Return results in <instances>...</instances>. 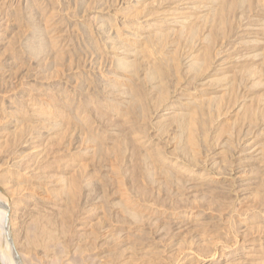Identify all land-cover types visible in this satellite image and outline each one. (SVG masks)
<instances>
[{
    "label": "rangeland",
    "instance_id": "rangeland-1",
    "mask_svg": "<svg viewBox=\"0 0 264 264\" xmlns=\"http://www.w3.org/2000/svg\"><path fill=\"white\" fill-rule=\"evenodd\" d=\"M0 207L20 264H264V0H0Z\"/></svg>",
    "mask_w": 264,
    "mask_h": 264
},
{
    "label": "bare ground",
    "instance_id": "bare-ground-1",
    "mask_svg": "<svg viewBox=\"0 0 264 264\" xmlns=\"http://www.w3.org/2000/svg\"><path fill=\"white\" fill-rule=\"evenodd\" d=\"M4 207H6V206H4ZM4 207H0V217H3V218H1V220H0V223H1V228L2 227H4V230L2 229V231H3V233L2 234H4V236H5V239H7V243L5 244V248H4V250H3V255L5 256V257H9V259H11V254H10V252H12L11 251V246H10V243H8L9 241H8V233H9V237H10V232H9V227H10V221H9V212H8V210L6 211V208H4ZM6 212V213H5ZM5 215V216H4ZM6 223H7V227H8V230H6V228H5V226H6ZM2 237H3V235H2ZM4 238V237H3ZM3 240V239H2ZM9 240H11V238L9 239ZM3 248V247H2ZM12 257H13V259H14V262H15V264H20V261H19V257H18V254L16 253L15 255H13L12 254ZM8 259V260H9ZM4 260V259H3Z\"/></svg>",
    "mask_w": 264,
    "mask_h": 264
},
{
    "label": "water",
    "instance_id": "water-1",
    "mask_svg": "<svg viewBox=\"0 0 264 264\" xmlns=\"http://www.w3.org/2000/svg\"><path fill=\"white\" fill-rule=\"evenodd\" d=\"M3 206H5L4 204H2ZM6 230H8V227H7V223H6V226H5ZM10 239L9 237V233H8V240ZM12 240H9V243H10V246H11V251H12V254L15 255L16 254V251H15V247L13 245V242H11Z\"/></svg>",
    "mask_w": 264,
    "mask_h": 264
}]
</instances>
